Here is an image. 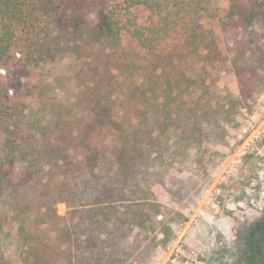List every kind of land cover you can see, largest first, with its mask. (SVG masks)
<instances>
[{
  "label": "trees",
  "instance_id": "1",
  "mask_svg": "<svg viewBox=\"0 0 264 264\" xmlns=\"http://www.w3.org/2000/svg\"><path fill=\"white\" fill-rule=\"evenodd\" d=\"M28 1L0 0V264H123L158 225L147 157L173 135L194 145L216 137V93L206 84L200 113L179 107L177 83L133 60L126 42L135 37L104 0H33L36 11ZM217 28L231 38L221 62L253 97L264 87V0H230ZM67 54L73 97L40 71ZM217 65V78L229 72ZM14 238L22 260L5 255ZM234 248L232 260L214 264H264V213L240 228Z\"/></svg>",
  "mask_w": 264,
  "mask_h": 264
},
{
  "label": "rangeland",
  "instance_id": "2",
  "mask_svg": "<svg viewBox=\"0 0 264 264\" xmlns=\"http://www.w3.org/2000/svg\"><path fill=\"white\" fill-rule=\"evenodd\" d=\"M31 1L27 6L36 11ZM104 1L126 38L135 37L126 42L136 46L133 60L161 66L177 83L179 107L200 113L209 97L207 85L216 93V137L194 145L173 135L147 157L143 177L152 183L158 225L151 244L123 264H214L218 256L232 260L240 228L264 213V87L245 97L235 72L220 60L231 38L217 28L218 19L229 10L230 0ZM194 27L204 42L187 39ZM146 54L150 59H141ZM68 58L40 71L50 75V87L73 97ZM216 62L229 72L217 78ZM142 75L133 71V77ZM55 207L60 216L68 209L65 202ZM49 231L53 236L54 229ZM24 251L21 240L4 243L12 261L22 260Z\"/></svg>",
  "mask_w": 264,
  "mask_h": 264
},
{
  "label": "clouds",
  "instance_id": "3",
  "mask_svg": "<svg viewBox=\"0 0 264 264\" xmlns=\"http://www.w3.org/2000/svg\"><path fill=\"white\" fill-rule=\"evenodd\" d=\"M8 94H9V95H12V94H13V92L10 90Z\"/></svg>",
  "mask_w": 264,
  "mask_h": 264
}]
</instances>
